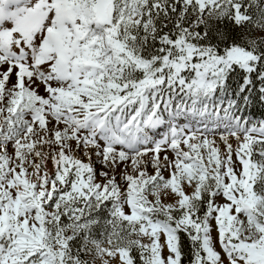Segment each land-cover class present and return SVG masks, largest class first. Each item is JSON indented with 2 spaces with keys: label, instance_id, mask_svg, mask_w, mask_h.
Segmentation results:
<instances>
[{
  "label": "snow or ice",
  "instance_id": "6c2138e0",
  "mask_svg": "<svg viewBox=\"0 0 264 264\" xmlns=\"http://www.w3.org/2000/svg\"><path fill=\"white\" fill-rule=\"evenodd\" d=\"M0 264H264V0H0Z\"/></svg>",
  "mask_w": 264,
  "mask_h": 264
}]
</instances>
